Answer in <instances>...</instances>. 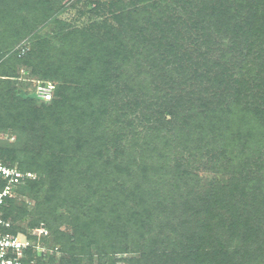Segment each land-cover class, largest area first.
Returning <instances> with one entry per match:
<instances>
[{"label":"trees","instance_id":"trees-1","mask_svg":"<svg viewBox=\"0 0 264 264\" xmlns=\"http://www.w3.org/2000/svg\"><path fill=\"white\" fill-rule=\"evenodd\" d=\"M86 4L119 20L114 45L73 34L53 59L15 49L31 30L0 0V160L37 173L19 188L35 208L5 216L50 230L28 263L264 264V0ZM19 62L52 99L14 86Z\"/></svg>","mask_w":264,"mask_h":264},{"label":"rangeland","instance_id":"rangeland-1","mask_svg":"<svg viewBox=\"0 0 264 264\" xmlns=\"http://www.w3.org/2000/svg\"><path fill=\"white\" fill-rule=\"evenodd\" d=\"M24 1L25 0H17V7L13 8V11L9 9L12 11L13 18L11 17L12 19L8 20L15 28H17L18 24H25L26 26L28 25L27 27L31 30L30 34L19 41L17 43L18 45L15 47V49L21 50L20 52L22 53H28L34 48L36 54H38L37 52H39L43 45L45 52H47L51 58L56 59L59 51L65 49L66 51L73 52L76 41L78 45L82 44L83 41L94 44L114 45V40L108 39V35L105 34L106 29H104L101 24L107 21V25L110 27L113 26L120 29L119 20L114 18L113 13L111 14L104 10L98 13L90 11V6L86 4V2L90 0H48V5H46V9L44 10L42 9L44 5L40 3L41 0H28L29 6L20 10L18 6L22 5ZM124 1L129 2V0ZM1 8L4 7L2 6ZM45 11L48 13V17L46 18H44L45 15L43 13ZM7 24V22L0 21V28L3 30L5 27H8ZM98 25L101 26V28H99ZM32 34L36 36L32 37ZM73 34L77 35V40L70 44L69 39ZM16 70L18 76L16 78L13 77V81L17 89H23L28 92L36 89L38 80L32 79L33 75L29 74V71L31 72L32 70L30 67L19 62V64L16 65ZM53 83L56 85L55 82ZM8 112H10L8 109L2 108L1 114L6 116ZM4 121L9 123V120ZM134 128L138 129V132L141 130L140 127L134 126ZM0 141L3 143L15 142L16 135L11 130L2 132L0 133ZM129 145L130 143L128 146ZM205 151L206 148L204 149V153ZM205 159L207 158L203 157V160ZM196 170L202 177V186L207 184L209 179L215 175L211 171L205 169L197 168ZM215 176H218V174ZM185 191L186 190L183 189L181 192L184 193ZM17 200L18 204H25L30 210L35 208L36 201L27 194H20ZM29 218H32V216L30 215ZM27 224L28 221H21V226L27 227L29 231L31 228H28ZM62 228L65 231H72L68 223H65ZM63 255V252L57 251L56 257L60 259ZM120 263L123 264V262Z\"/></svg>","mask_w":264,"mask_h":264},{"label":"built area","instance_id":"built-area-1","mask_svg":"<svg viewBox=\"0 0 264 264\" xmlns=\"http://www.w3.org/2000/svg\"><path fill=\"white\" fill-rule=\"evenodd\" d=\"M55 84L51 81L38 80L36 93L39 98L50 100ZM37 173L22 170L18 165H8L0 160V264H29V249L34 248L39 254L47 251L42 241L50 230L45 223L27 232L14 231V223L5 216V207L9 199L18 198L19 188L28 180H35ZM33 262V261H31Z\"/></svg>","mask_w":264,"mask_h":264}]
</instances>
